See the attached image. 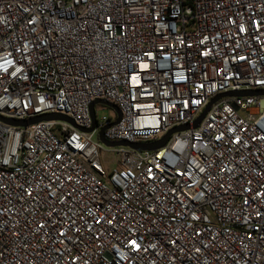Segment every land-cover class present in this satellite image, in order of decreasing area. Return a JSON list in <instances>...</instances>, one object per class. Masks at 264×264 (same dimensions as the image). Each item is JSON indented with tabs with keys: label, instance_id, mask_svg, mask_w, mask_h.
Here are the masks:
<instances>
[{
	"label": "built area",
	"instance_id": "obj_1",
	"mask_svg": "<svg viewBox=\"0 0 264 264\" xmlns=\"http://www.w3.org/2000/svg\"><path fill=\"white\" fill-rule=\"evenodd\" d=\"M256 90L264 0H0V116L72 120L0 119V264H264V95L193 127Z\"/></svg>",
	"mask_w": 264,
	"mask_h": 264
},
{
	"label": "water",
	"instance_id": "obj_2",
	"mask_svg": "<svg viewBox=\"0 0 264 264\" xmlns=\"http://www.w3.org/2000/svg\"><path fill=\"white\" fill-rule=\"evenodd\" d=\"M260 95H264V90H256V91H242V92H228L222 95L217 96L215 99H213V101L209 104V106L206 108V110L203 112V114L196 120L195 124H194V128L199 127L201 121L204 119V117L206 116V114L208 113V111L211 109L212 105L214 103H216L217 101H219L220 99L224 98V97H233V96H260ZM95 104H103L106 105L108 107H112L113 109L116 110V112L119 114V118L116 121V123H119L121 120V115H120V111L118 109L117 106L104 101V100H97L93 105H92V116L93 118L95 117L94 115V105ZM0 119L4 122H6L9 125L12 126H16V127H28L30 125H34L37 124L39 122L42 121H55V120H63V121H69L72 122V120L64 115H60V114H47V115H42V116H38V117H34L31 118L29 120H15V119H8V118H4L0 116ZM189 129V126H182V127H177L173 130H171L162 140L157 141V142H152V143H131L125 140H121V141H114L111 142L109 140L106 139V137L104 136V130L101 132L100 134V139L101 141H103L108 147H131L133 149L139 150V151H154V150H158L162 147H164L170 136L175 133V132H180V131H184ZM94 130V127L91 128L90 130H88V132H92Z\"/></svg>",
	"mask_w": 264,
	"mask_h": 264
},
{
	"label": "rangeland",
	"instance_id": "obj_3",
	"mask_svg": "<svg viewBox=\"0 0 264 264\" xmlns=\"http://www.w3.org/2000/svg\"><path fill=\"white\" fill-rule=\"evenodd\" d=\"M96 113L99 119L113 118L117 112L112 107H108L103 104H98L96 106ZM102 162L107 172L111 171L113 168L118 166L117 155L112 152H103Z\"/></svg>",
	"mask_w": 264,
	"mask_h": 264
}]
</instances>
